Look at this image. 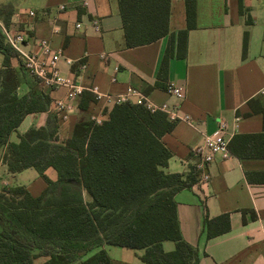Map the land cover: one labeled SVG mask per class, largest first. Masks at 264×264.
I'll return each mask as SVG.
<instances>
[{"label":"crops","instance_id":"0c3cea01","mask_svg":"<svg viewBox=\"0 0 264 264\" xmlns=\"http://www.w3.org/2000/svg\"><path fill=\"white\" fill-rule=\"evenodd\" d=\"M189 2L193 4L191 28ZM242 5L241 13L239 0H171L170 34L129 48L118 0H0V24L7 20L11 33L30 36L24 50L40 53L41 40H47L53 50L62 49L59 71L84 88L74 101L73 113L61 120L54 102L65 98L66 89L42 86L23 72L19 58H13L18 96L39 89L49 96L50 105L45 112L28 114L9 142L18 143L19 136L31 128H45L51 115L56 117L59 143H66L77 123L106 121L117 97L126 96L137 104L143 100L156 106L167 104L191 121L175 122L173 130L161 138L171 153L162 171L186 177L199 163L194 149L204 144L205 135H217L219 123L225 122L229 145L239 137L235 146L246 156L230 154L213 161L207 183L199 182L198 171L197 182L176 193L181 234L198 250L199 264H264V0H242ZM184 30L183 52L178 49V33ZM3 61L0 53V71ZM171 87H181L184 98L172 95ZM248 136L254 139L249 141ZM6 153L7 147L0 150V191L24 187L31 196H40L47 187L44 179L34 168L10 173L3 160ZM45 175L51 181L58 179L53 168ZM226 214L230 230L208 239L205 220ZM175 246L163 242L166 252ZM113 247L106 251L113 264H142L143 250Z\"/></svg>","mask_w":264,"mask_h":264},{"label":"trees","instance_id":"16d2710c","mask_svg":"<svg viewBox=\"0 0 264 264\" xmlns=\"http://www.w3.org/2000/svg\"><path fill=\"white\" fill-rule=\"evenodd\" d=\"M170 1L118 0L127 47L170 34ZM239 5L242 13V0ZM192 6L187 3L188 28ZM3 23L8 25L7 20ZM186 35L187 30L178 33L183 52ZM246 45L245 35L244 50ZM0 53V150L7 147L3 160L10 173L34 168L47 183L38 197L24 187L0 191V264H113L104 246L143 250L142 264H199L198 250L182 237L175 201L177 192L197 182L199 172L192 167L185 177L162 171L171 153L161 138L175 122L163 112L128 101L116 104L101 124L77 123L66 143H59L56 117L51 115L45 128H31L18 143H10L23 119L47 111L50 99L39 89L18 96L19 79L11 60L19 57L1 28ZM237 139L229 151L244 159L235 146ZM49 168L57 171V181L45 175ZM205 230L208 239L228 232L229 215L206 219ZM165 241L174 242L175 250L166 252Z\"/></svg>","mask_w":264,"mask_h":264},{"label":"built area","instance_id":"2783aa9c","mask_svg":"<svg viewBox=\"0 0 264 264\" xmlns=\"http://www.w3.org/2000/svg\"><path fill=\"white\" fill-rule=\"evenodd\" d=\"M30 16L34 15V12H29ZM97 27V22H94ZM0 28L5 37L6 43L16 51L21 61L22 68L27 71L31 76L38 79L39 84L46 88H65L66 96L64 99L56 100L54 102V109L56 116L61 119H67L68 115L74 111V101L82 95L84 88L61 74L58 69V63L63 57V50H53L47 40H41L38 43L40 53L25 51L23 47L29 44L30 36L26 32L11 33L5 26L0 24ZM71 63L70 60L67 61ZM92 91L98 94L97 88H93ZM170 92L178 99L184 98V90L181 87H171ZM136 94L133 92V95ZM264 94V89L262 91ZM110 100L112 97H109ZM116 104L128 102V97L122 96L115 98ZM138 104H144L150 111H160L165 113L170 121H185L190 122L191 119L187 115H179L174 110H171L167 104L160 106L152 105L143 100ZM100 124V121H97ZM227 131V124L220 122L218 127V134L215 136L205 135L204 144L197 147L193 151V155L199 159V163L196 166L197 171L201 172L199 182L202 184L207 183L210 180V174L208 172V166L217 159H227L230 157L229 151V139L225 133Z\"/></svg>","mask_w":264,"mask_h":264},{"label":"rangeland","instance_id":"374dc122","mask_svg":"<svg viewBox=\"0 0 264 264\" xmlns=\"http://www.w3.org/2000/svg\"><path fill=\"white\" fill-rule=\"evenodd\" d=\"M109 248H114V247L113 246H108L106 251H108Z\"/></svg>","mask_w":264,"mask_h":264}]
</instances>
